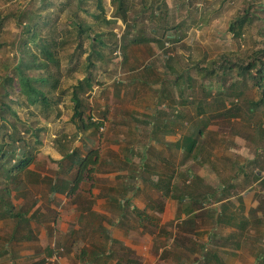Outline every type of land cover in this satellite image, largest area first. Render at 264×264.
I'll return each mask as SVG.
<instances>
[{
	"label": "crops",
	"instance_id": "obj_1",
	"mask_svg": "<svg viewBox=\"0 0 264 264\" xmlns=\"http://www.w3.org/2000/svg\"><path fill=\"white\" fill-rule=\"evenodd\" d=\"M100 68L82 95L83 118L96 125L80 130L71 117L74 147L56 142L52 171L35 169L40 152L26 171L34 176L27 184H47L48 199L26 210L10 201L19 214L10 217L14 246L33 242L27 251L14 250L12 264L23 258L27 264H264V215L255 210L264 195V145L251 143V155L230 154L212 125L226 117L168 114L166 106L175 107L185 88L160 77V67L138 68L133 80L140 86L130 96L100 85ZM90 150L96 162L71 192L78 162Z\"/></svg>",
	"mask_w": 264,
	"mask_h": 264
},
{
	"label": "rangeland",
	"instance_id": "obj_2",
	"mask_svg": "<svg viewBox=\"0 0 264 264\" xmlns=\"http://www.w3.org/2000/svg\"><path fill=\"white\" fill-rule=\"evenodd\" d=\"M45 1L0 0V14L4 17L8 16L4 26L0 29L1 76L12 70V66L17 62L18 53L14 43L20 32L15 21L19 11L24 8L38 9ZM96 1L85 0L80 6L75 0H48L49 7L45 15H50V26L46 34L55 36L52 38L60 44L58 46L60 65L57 68L53 67L50 71L60 78V86L53 92V95L57 97V100L60 98L57 110L61 111V116L56 117L54 112L44 114L42 110L36 111L38 115L30 116L25 108L14 104L22 118L29 117L33 128L43 129L40 134L42 144L36 145L31 132L29 134L25 126H21L25 142L35 146V151L40 152L39 163L35 165L36 170L50 172L56 167L58 160L55 156L56 142L65 148L75 145L74 129L72 125H68L74 115L75 106L71 98L72 88L86 73L91 44L89 35H93L94 31L100 32L103 40L109 45L108 48L100 47L106 57L105 61H101V68L98 70L99 74L102 73L101 82H98L100 85L102 83V86L113 87L118 91L125 89L130 96L131 89L138 86L133 78L137 79L136 75L143 71L138 68L146 63L151 64L153 68L160 67V70H163L160 72V77L166 74L169 75L167 79L174 80L176 77L180 79L179 84H183L182 89L185 88L184 99L189 98L193 90V98L188 101H194V103L188 106L185 103L182 104L179 93L180 98L178 102L176 101L175 107L166 106V110H169L168 114L173 115L174 111L178 110L179 114L193 113L195 116L206 114L213 118L226 117V120L221 121L220 124L215 122L212 125L220 128V136L223 140L221 149L230 154L235 153L240 157L242 153L251 155L255 152L253 148L255 146L252 144L264 145V106L254 112L249 110L251 102L259 100L260 93L247 75H242L241 70L233 68L226 75L223 72L220 78H210L201 76L197 70L198 67H206L211 61H218L221 57L230 59L232 63H247L255 51L264 48V38L259 24L246 27L241 36L235 35L230 29L232 21L252 3L250 0H168L169 8L167 10L157 9L158 15L155 19L149 17V10H141V0H129V6L136 5L140 9L138 14H135L138 9L136 11L132 9L130 12L129 22L136 23V27L130 29V34L126 39L123 38L126 25L120 17L116 16L114 0H104L108 22H98L94 18L95 15L101 13ZM156 1L159 3V0ZM79 22L84 27H87L86 24H92L95 28L94 31L88 32V35L82 36L83 46L81 48L78 46L79 37L76 27V23ZM137 37H148L155 41H152L153 45L131 42ZM124 53H130V57L135 55L137 60H129V57L125 62L121 61L119 57ZM156 53L157 56L153 57ZM262 58L264 61V56ZM93 60L96 62L97 59L94 57ZM130 66H134L139 71L126 74V69ZM187 74L193 76L192 81H186ZM123 79L126 82L117 83L118 80ZM185 82L188 86L184 84ZM209 87L212 89L208 90ZM106 93L108 94L104 91L103 95L105 96ZM13 95L15 98L19 97L17 91ZM87 102L89 103V99ZM65 133L68 136L73 135L74 139H69L67 136L65 138L63 136ZM240 161L236 160L235 168L240 166ZM227 164L232 165L229 162ZM27 178H34V176L25 172L16 184H11L0 171V195L18 207L22 206L23 210L29 208L35 199H48L47 184H27ZM7 184L12 190L10 196L4 193ZM258 201L260 203L255 210L264 215V195H260ZM1 208L2 203L0 202ZM13 227L14 222L10 217L0 220V264H12L11 259L16 248L27 251L33 245V242L32 244L22 242L19 246H14ZM28 261L27 258H23L20 264H27ZM147 264H152V262L148 260Z\"/></svg>",
	"mask_w": 264,
	"mask_h": 264
},
{
	"label": "trees",
	"instance_id": "obj_3",
	"mask_svg": "<svg viewBox=\"0 0 264 264\" xmlns=\"http://www.w3.org/2000/svg\"><path fill=\"white\" fill-rule=\"evenodd\" d=\"M82 6L85 0H75ZM141 10H149V17L155 19L158 15V11L169 8L168 0H141ZM252 3L245 8L244 12L239 14L238 17L232 21L230 29L235 35L241 36L243 31L248 26L259 24L261 34L264 38V0H250ZM116 6V16L120 17L125 27L123 38L130 34V29L136 27V23L129 22L131 18V10L138 9L136 5L129 6V0H114ZM97 7L101 13L94 16L95 19L108 22L107 8L104 0H97ZM256 4V6H252ZM49 3L46 0L38 9H22L19 11L15 18L16 25L20 32L17 35V40L14 43L16 51L18 53L16 59L17 62L12 66L7 74L0 75V171L4 175V178L11 184H16L22 174L29 170V167L36 160L35 146L25 142L24 135L21 132V126H25L26 131L35 138L34 144L41 145L40 134L43 131L42 128H33L30 125L29 117L22 118L19 111L15 109L14 104H18L25 108L30 116L38 115L37 110H42L43 113L54 112L56 117L61 116V111L57 110L60 98L58 100L53 95L60 86L59 76H55L51 73V69L60 65V58L58 56V46L60 45L55 36L46 34L47 28L50 26V15L46 14ZM140 9V8H139ZM138 11L135 14H138ZM140 10V11H141ZM0 14V29L4 26L5 19ZM84 27L82 23H76L77 33L79 37V47L82 45V36L88 35V32L94 31V25L86 24ZM92 36V37H91ZM89 35L91 39L90 50L88 53L87 70L85 74L87 76L72 88V101L74 103V115L73 119L79 124L80 130H85L96 125L90 120L84 119L85 103L82 99V95L86 94L94 85V72L100 68L101 61H105L106 57L103 51L100 49L108 48L109 45L103 40V35L100 32L94 31L93 35ZM154 39L148 37H137L131 42L133 43H151ZM125 54V53H124ZM264 48H260L255 51L247 63H232L231 60L221 57L220 60L211 61L209 65L200 66L197 68L200 75L203 77H216L220 78V75L224 72L226 75L233 68L241 70L242 75L246 74L247 78L253 82V86L257 87L260 93L258 101L251 102L250 111L254 112L259 107L264 106ZM95 57L96 62L93 60ZM59 68V67H58ZM180 79L175 78L174 84H179ZM192 81V75H186V81ZM186 84V82L184 83ZM187 85V84H186ZM209 87L208 90H211ZM19 94L18 98L14 97V92ZM65 92V91H63ZM22 98V99H21ZM182 104L186 103V99L181 96ZM84 107V110H83ZM231 111V110H230ZM229 111V112H230ZM231 119V118H229ZM262 130V128H261ZM260 130V132H261ZM264 131V130H263ZM197 143L194 142L196 147ZM74 156L69 154L66 158H70L74 164ZM97 151L90 150L85 158H81L78 162L79 173L69 186L71 192L74 191L76 186L74 184L80 183L82 179L88 177V173L91 172V164H95ZM58 184V183H56ZM54 191H59L58 188H53ZM5 195H11L12 190L7 184L4 190ZM9 199L0 195V202L2 208L0 209V219L19 216L16 213L14 206L9 202Z\"/></svg>",
	"mask_w": 264,
	"mask_h": 264
}]
</instances>
